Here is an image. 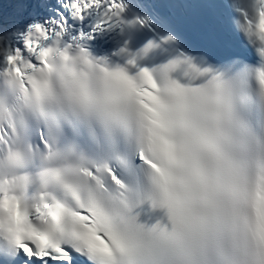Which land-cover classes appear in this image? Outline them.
Returning <instances> with one entry per match:
<instances>
[{
    "label": "snow or ice",
    "instance_id": "1",
    "mask_svg": "<svg viewBox=\"0 0 264 264\" xmlns=\"http://www.w3.org/2000/svg\"><path fill=\"white\" fill-rule=\"evenodd\" d=\"M63 7L98 30L124 5ZM234 7L247 55L219 67L181 52L53 74L64 16L0 52V264H264V0ZM145 202L164 213L150 227Z\"/></svg>",
    "mask_w": 264,
    "mask_h": 264
},
{
    "label": "clouds",
    "instance_id": "2",
    "mask_svg": "<svg viewBox=\"0 0 264 264\" xmlns=\"http://www.w3.org/2000/svg\"><path fill=\"white\" fill-rule=\"evenodd\" d=\"M58 47L60 50L56 51L54 46V50L49 56V64L52 67L53 74L64 70L66 75L75 74L81 79L99 81L106 72L113 70V68L108 67L106 62L92 59L85 50L87 55L82 57L76 46L64 49L60 44ZM84 60H87V63Z\"/></svg>",
    "mask_w": 264,
    "mask_h": 264
},
{
    "label": "bare ground",
    "instance_id": "3",
    "mask_svg": "<svg viewBox=\"0 0 264 264\" xmlns=\"http://www.w3.org/2000/svg\"><path fill=\"white\" fill-rule=\"evenodd\" d=\"M181 1L182 0H180V3H181ZM221 1V3H223V6H224V8L226 9L227 8V10H228V12L231 14V17H230V22H231V25H232V29H234L235 27H237V23L235 24V22H236V18H235V14H234V12H233V10H231V7H230V5H229V2H227V1H225V0H220ZM150 2V1H149ZM208 7L211 9L213 6L212 5H210V4H208ZM228 8H230V9H228ZM212 12H213V9H212ZM203 14L201 13V16H202ZM210 15H212L211 13H209L208 12V14H207V18L206 19H208V17H210ZM173 16H174V19H176V17H177V14H176V12H174L173 13ZM198 16V15H197ZM186 22H187V19H183V25H181V24H179V26L181 27V28H183L185 31H187V32H189L190 34H192V32H193V34H195V35H197L199 32H200V30H199V28L197 27V26H195V27H193V23H188V24H186ZM186 24V25H185ZM206 25H208V23H206ZM219 37V36H218ZM218 39V38H217ZM2 40H3V37H2V35L0 34V47H1V43H2ZM242 43V42H241ZM205 45H207V42H205L204 43ZM243 45H244V43H242ZM217 50V49H216Z\"/></svg>",
    "mask_w": 264,
    "mask_h": 264
}]
</instances>
